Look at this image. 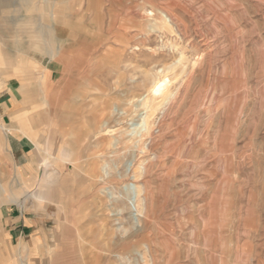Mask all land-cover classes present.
I'll use <instances>...</instances> for the list:
<instances>
[{"label":"rangeland","instance_id":"374dc122","mask_svg":"<svg viewBox=\"0 0 264 264\" xmlns=\"http://www.w3.org/2000/svg\"><path fill=\"white\" fill-rule=\"evenodd\" d=\"M35 2L41 7L0 0V68L16 48L40 61L32 84L47 93L42 140L64 149L51 151L48 167L26 165L37 178L29 193H49L47 201L26 195L25 204L45 216L50 251L42 258L264 264V0ZM40 24H48L53 56L27 47L43 45ZM173 65L163 95L149 100L153 75ZM19 84L11 76L0 92L6 123L17 117L9 90L21 99ZM18 137L26 142L23 161L36 163L43 151L36 155ZM7 139L21 143L11 133ZM9 152H0L5 189ZM130 183L138 195L127 202ZM103 189L140 211L139 221L126 217L127 208L120 220L110 217L123 205L109 208ZM0 206V213L12 207ZM7 242L0 222V260Z\"/></svg>","mask_w":264,"mask_h":264},{"label":"crops","instance_id":"0c3cea01","mask_svg":"<svg viewBox=\"0 0 264 264\" xmlns=\"http://www.w3.org/2000/svg\"><path fill=\"white\" fill-rule=\"evenodd\" d=\"M23 2L27 3L28 7H31V9L41 7L35 2V0H23ZM50 14L51 16H54L55 11H51ZM38 31L43 34V38L41 39L43 40V45H37L31 42L27 47L38 49L44 55L53 56L55 51L51 47L52 45L50 40H48L45 37L46 35H44V33L49 31L48 24L38 25ZM15 50L16 51L10 60L12 63H9L6 67L1 66L0 68V92L3 90V88L7 87L6 83L11 78V76H16L20 83L18 91L21 97V99H18L15 93L10 89L9 93L13 101V107L11 109H13L14 112L17 113V117L11 115L10 123H6L4 119L0 117V152L4 150L10 153L9 151H11V154L8 155V158L12 166L11 173L4 176V180L9 182L8 186H10V183H12L11 188L9 189L7 187V189H5V187H3L4 185L0 184V203H9L12 206L7 210L1 211L0 213L2 218H0V222L2 223V227L6 231V240L8 241L7 244H5V248L2 249L5 251L7 250L9 253L8 258L0 260V264H58L54 253H52V257L50 258L47 256V258L45 257L43 259L41 256L42 254L46 255L50 251V245L47 240V227L43 221L45 219V216L43 214H29V211L25 210L26 195L38 201L49 200V193H46L42 189L37 193L36 191L29 193V189L36 185L37 178L33 173L30 175L28 174L26 165L28 162L33 166L35 164L36 169L39 168V165L42 164L45 167H48L51 164L48 157V155L52 153L51 151L61 153L62 151H64V149L62 148V143L59 145L53 144V139L49 136H46V138L42 140L43 136L41 135V133L49 126L48 123H43L45 118L44 115H46L48 111L46 108V105L48 104V100L46 99L47 93L40 92L39 96L37 92L33 91L32 84L35 80V77L32 76V69H34L35 67L41 68V63L40 61L31 58L24 53H21L19 49L16 48ZM3 63L4 62L2 61L0 56V64ZM45 77V72L43 71L39 76L40 84L41 82H43L42 84H44ZM145 94L141 102L142 107L145 100ZM52 110L56 111V104L52 105ZM15 118L16 122L18 121V125L14 123ZM137 120L140 121V118ZM138 122H136V124ZM8 133L16 136L18 140L21 139V143L15 142V144L12 145L14 146L12 148L9 139H7ZM18 133L28 138L27 141L32 143V145L34 146L36 155L37 153L39 154L38 151H43L42 155H38V161L36 163L29 162V158H27V161H23V156L25 154L24 149L26 150V142H24L22 138L18 137ZM20 145L21 147H19ZM106 166L107 163H105L104 165L105 176L109 173L106 170ZM131 169H133V167H131L130 170ZM127 171L128 168L126 167V172ZM49 173V171H45V179L50 178ZM103 190L104 196L107 197V205L109 206V208L113 206V201H118L123 206H125L110 210V217H113L114 220H120L122 210L124 208L128 209L127 203L125 202V200L113 194V190ZM142 191L143 189H141V192ZM35 203L37 204L38 202ZM130 210L128 209L126 217H129L130 219L134 218L138 222L139 215L137 214L141 212H134L133 210ZM33 212L36 213L37 211ZM22 252L30 258L28 259L26 256H23L24 254Z\"/></svg>","mask_w":264,"mask_h":264},{"label":"bare ground","instance_id":"6f19581e","mask_svg":"<svg viewBox=\"0 0 264 264\" xmlns=\"http://www.w3.org/2000/svg\"><path fill=\"white\" fill-rule=\"evenodd\" d=\"M179 63H180V59L177 61L176 64H179ZM175 65H173L171 67H168L164 71L157 72L156 75L153 76V78L151 80V85H150V88H149V91H148V99L149 100H151V101L152 100H156V99L160 98L163 95L164 90L167 88V85H168V83L170 81L169 73H171V71L173 70ZM145 104H146V102H145ZM146 108H149L147 104H146ZM147 117H148V114L146 116H144V118H143V122L145 124L144 127L146 126V123H147ZM142 125H143V123H142ZM142 127H141V129H142ZM137 189H138V187H137ZM140 191L141 190H139V192ZM126 193H127V196H126L125 199L128 200L127 202H129V200L131 198H133V195L135 197H136V194L138 195V193L136 191V187L134 185H132L131 183L127 184Z\"/></svg>","mask_w":264,"mask_h":264}]
</instances>
